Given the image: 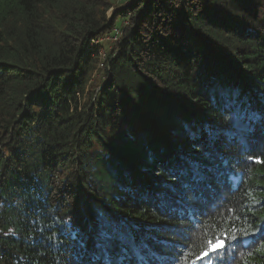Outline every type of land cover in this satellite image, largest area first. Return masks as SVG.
Here are the masks:
<instances>
[{
    "label": "trees",
    "instance_id": "16d2710c",
    "mask_svg": "<svg viewBox=\"0 0 264 264\" xmlns=\"http://www.w3.org/2000/svg\"><path fill=\"white\" fill-rule=\"evenodd\" d=\"M262 252L264 0H0V264Z\"/></svg>",
    "mask_w": 264,
    "mask_h": 264
},
{
    "label": "rangeland",
    "instance_id": "374dc122",
    "mask_svg": "<svg viewBox=\"0 0 264 264\" xmlns=\"http://www.w3.org/2000/svg\"><path fill=\"white\" fill-rule=\"evenodd\" d=\"M111 1L113 2V6H115L117 4V7L119 4H122V6H124L126 3L135 2V0H111ZM114 11L115 10H109L108 15H111ZM119 21H121V22H119ZM119 21H116L115 24L120 23L121 25H125V20L123 18L119 19ZM120 36H121V31H120L119 27H115V28H113L112 32H109L108 34H105V35L101 36L100 38H98L97 40L94 41V43L99 44L100 47L96 46L95 44H90V46H89V47L96 48L97 51L99 50L98 54L100 56L99 57V59H100L99 65L96 66L97 69L92 74V78L89 81L90 86L88 88V93L92 94L93 97L96 95V93L100 89L101 84H103L105 81L108 80V77H105V70H106V68L108 69V67L106 66V68L104 69V67H101L100 63L103 62L104 59L106 58V56L108 55V53H110L111 50L114 49L115 44L118 41V39L120 38ZM113 52L115 53L116 51L114 50ZM106 73H108L107 70H106ZM92 101L93 100H91L90 103H92ZM98 243L100 244V242H98Z\"/></svg>",
    "mask_w": 264,
    "mask_h": 264
},
{
    "label": "snow or ice",
    "instance_id": "6c2138e0",
    "mask_svg": "<svg viewBox=\"0 0 264 264\" xmlns=\"http://www.w3.org/2000/svg\"><path fill=\"white\" fill-rule=\"evenodd\" d=\"M227 246H229V240L227 236L218 237L214 241H209L208 247L201 253L198 259L203 260L205 258H209L210 256L222 251ZM262 255H264V252H262Z\"/></svg>",
    "mask_w": 264,
    "mask_h": 264
}]
</instances>
